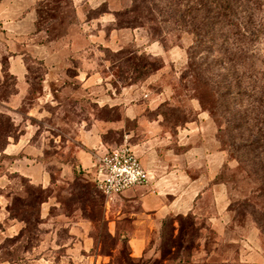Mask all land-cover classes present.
Segmentation results:
<instances>
[{
	"label": "rangeland",
	"instance_id": "374dc122",
	"mask_svg": "<svg viewBox=\"0 0 264 264\" xmlns=\"http://www.w3.org/2000/svg\"><path fill=\"white\" fill-rule=\"evenodd\" d=\"M24 2L17 0V4ZM181 2L37 0V30L32 33L26 30L19 34L0 19V264H95L83 255L97 253L102 255L98 264H257L243 261L242 249L247 243L264 255V220L257 221L264 212V155L249 146L264 125V0L239 9L240 19L233 18L239 25L211 24L210 32L219 43L225 42L226 48L236 51L241 62L234 69L222 64L225 56L220 46H199L200 36L192 32V17L204 15L203 8L196 4L189 8ZM48 41L53 62H57L52 69L54 79L50 77L52 87H66L55 94L65 106L50 103L51 95L44 104L47 115L29 116V107L38 104V97L43 95L48 70L32 56L31 45ZM151 42L158 44L162 55L145 49ZM22 54L29 69L31 93L12 98L18 87L9 60ZM166 56L167 68L150 85L151 92L166 87L174 94L169 102L180 106L165 111L171 121L191 117V111L182 106L199 102L217 125L226 150V164L220 174L227 188L226 223L220 227L217 220L210 219L215 214L210 197L203 210L192 217L178 214L163 221L160 232H152L144 247L138 249L137 244L129 246L123 236L131 230L128 219L122 220L117 234L109 230L104 218L106 198L93 181L61 177L59 158L71 153L67 143L56 141L52 135L70 130L63 121L72 122L90 112L116 113L114 108L95 106L91 101L95 93L90 95V87L73 77L78 69L108 76L107 82L94 86L101 96L105 90L119 92L132 82L146 81L138 77L143 68H157ZM230 80L239 83L241 91L230 90ZM30 123L33 126L26 129ZM35 128L34 154L44 148L39 158L53 161L49 165L52 182L46 188L39 183L43 165L27 158L26 148L21 150L23 145L15 147L14 139L21 132ZM3 148L6 151H1ZM16 152L21 155L15 157ZM42 199L50 202L42 204L43 224H39L34 219L41 216ZM77 207L96 222V237L90 252L74 255L71 245L79 241L71 239L66 221L80 214V210L75 212ZM151 238L152 248L148 245ZM143 249L147 251L143 257H132L133 252L141 255Z\"/></svg>",
	"mask_w": 264,
	"mask_h": 264
},
{
	"label": "crops",
	"instance_id": "0c3cea01",
	"mask_svg": "<svg viewBox=\"0 0 264 264\" xmlns=\"http://www.w3.org/2000/svg\"><path fill=\"white\" fill-rule=\"evenodd\" d=\"M23 1L25 2L17 4V0H0V19H5V23L10 24L9 27H12L13 31L17 30L19 34L26 30L29 33L37 30V0ZM14 15H16L15 18H13ZM48 42L31 45L32 56L47 66L48 70L45 73L47 79H43L45 83L43 95L38 97V104L29 107V116L37 113L42 116L47 115L44 104L48 103L51 95L53 99L49 101L50 103L57 101L60 108L65 106L61 100L56 99L55 94L62 93L66 87L61 86L59 89L52 87L51 81L54 79L52 69L56 68L54 64L57 62H53L55 58L51 53V41ZM139 46L143 47L144 44ZM145 49H149V52L154 55H162V49L154 42L148 44ZM163 53L165 56L164 50ZM168 61L167 56L163 58V66L149 75L146 81L122 87L119 92H110L108 89L101 93V96H98L99 92L96 93L94 86L107 82L108 76H103L94 70L78 69L73 77L90 87L88 89L90 95L95 93V96H91L95 106L100 109L114 108L116 113L112 116V114L90 112L88 116L78 120L63 121L70 130L52 135L56 141L67 143L71 153L61 154L59 158L60 174L64 179L80 176L85 181H93L97 154L124 142L131 144L138 152L143 164L150 170V182L127 189L112 200H106L104 211V218L113 234L118 233L117 229L122 220L128 219L131 230L123 236L129 238L130 245L137 244L138 249L144 247L152 232H160L161 225L167 216L187 214L191 211L200 212L210 197H213L215 203V214L210 219L217 220L221 224L220 227L226 223L227 188L225 182L220 179L226 164V150L221 144L217 125L210 113L199 102L182 106L187 107V111L190 110L192 116L181 122H173L165 111L171 107L180 106L169 102L174 94L170 93L166 87L156 93L151 92L150 85L160 79L164 69L167 68ZM9 70L15 76L18 87L12 98L31 93V80L24 54L9 60ZM13 120L16 122V119L13 118ZM30 124L26 126V129L33 126ZM39 127L40 125L37 126ZM37 128L31 132H21L17 138L13 137L16 138L14 139L15 147L23 145L21 150L26 148L25 156L43 165L39 183L41 187L46 188L52 182L53 171L49 165L53 161L39 158L44 155V148L41 151L38 148L36 154L32 150L36 148L33 142H36ZM117 136L119 138H116ZM58 149H62V145H59ZM15 155L19 157L21 154L16 152ZM49 202L44 199L40 204V224H43L42 204ZM76 210H80V214L73 215L66 221L71 239L79 241L78 244L73 242L71 245L70 250L74 255L78 252L82 254L83 250L90 252L95 246L96 237L94 234L96 222L86 217L81 208L77 207L75 212ZM151 240L152 238L149 239L148 245ZM69 245L63 244V247ZM246 245L247 248L242 249L245 257L243 261L264 264V255L249 243ZM70 250L68 249V252ZM145 250L143 249L142 254ZM139 254V252H133L132 255ZM83 257L93 259L95 264L100 263L102 259L100 253L85 254Z\"/></svg>",
	"mask_w": 264,
	"mask_h": 264
},
{
	"label": "trees",
	"instance_id": "16d2710c",
	"mask_svg": "<svg viewBox=\"0 0 264 264\" xmlns=\"http://www.w3.org/2000/svg\"><path fill=\"white\" fill-rule=\"evenodd\" d=\"M181 1H184L186 3V7H189V8H194V4H196L198 7L203 8L201 10H203L205 12L204 15H196V16L192 17L193 25H195V28L192 32L195 33L197 36H200L199 46L202 47L203 44H207V43L208 44L210 43L209 44L210 46L209 45L208 46L212 49L215 45L220 46L219 51L221 53H223L225 56L224 59H221L222 64H226L227 69L236 68L235 65L239 64L241 62V61H238L236 58V51L231 50L229 48H226L224 46L225 42L219 43V39L216 38L215 35H212L210 32L211 24L214 22L217 24L239 25V23H236L235 20L233 19V18H236L237 21L240 19V17H237L238 10L242 9L246 3H254V2L259 1V0H172V2H177V3H182ZM192 5H193V7H191ZM258 5H259V3H257V6ZM190 14H191V12H190ZM240 50H241V52L244 51L241 48H240ZM244 62H245V60H243L242 64H244ZM40 63L42 64L41 61H40ZM163 63L164 62L162 60L161 65H159L157 68H154V69H153V67L150 68V67L145 66L143 68L144 73L140 72L141 75L138 76L139 78H141L139 80H145L149 75L154 73L157 69L161 68L163 66ZM143 77L145 79H142ZM133 83H136V81L132 82L131 84H133ZM227 86L230 90H233L234 88H236L239 91H241V89H240L241 85L239 83H236V82L233 83L231 80L228 82ZM257 135H258V137L253 139L251 141V143L249 144V146H253V148L256 151L257 150L259 151V154L264 155V125L259 127ZM4 150H5V148L1 149V151H4ZM86 182H92V180H89ZM96 189H97V187H96ZM100 194L102 197H104L101 192H100ZM43 200L44 199H42L40 202H42ZM39 213H41V209H39ZM83 213H84V211H83ZM192 215H195L194 212H189L186 216L192 217ZM172 217H174V215H169L164 219V221H167ZM34 220L36 222H39V224H40L41 223V216H39V218H37V219L35 218ZM261 220H264V212L262 213V217L257 219V221H259V222ZM25 221H26V219H25ZM261 228L264 231V227H261ZM126 239H127V242L130 246L129 238L126 237ZM150 247L151 248L153 247V239L150 241ZM146 253H147V251L145 250L142 255H140V256H133L132 255V257L133 258L134 257L135 258H141Z\"/></svg>",
	"mask_w": 264,
	"mask_h": 264
},
{
	"label": "built area",
	"instance_id": "2783aa9c",
	"mask_svg": "<svg viewBox=\"0 0 264 264\" xmlns=\"http://www.w3.org/2000/svg\"><path fill=\"white\" fill-rule=\"evenodd\" d=\"M150 170L128 142L105 149L94 162L93 182L106 200L114 199L127 189L146 185Z\"/></svg>",
	"mask_w": 264,
	"mask_h": 264
}]
</instances>
